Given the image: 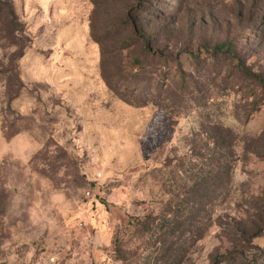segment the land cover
Wrapping results in <instances>:
<instances>
[{
    "label": "rangeland",
    "instance_id": "obj_1",
    "mask_svg": "<svg viewBox=\"0 0 264 264\" xmlns=\"http://www.w3.org/2000/svg\"><path fill=\"white\" fill-rule=\"evenodd\" d=\"M0 264H264V0H0Z\"/></svg>",
    "mask_w": 264,
    "mask_h": 264
},
{
    "label": "trees",
    "instance_id": "obj_2",
    "mask_svg": "<svg viewBox=\"0 0 264 264\" xmlns=\"http://www.w3.org/2000/svg\"><path fill=\"white\" fill-rule=\"evenodd\" d=\"M221 48V45H219V46H217V49H220ZM138 62H140L139 60H138ZM139 64H141V63H139ZM139 64H137V66H139ZM209 174H210V172H209ZM209 174H208V179H209ZM216 177H217V175H216ZM208 179L206 180V179H204L205 181L204 182H206V184H208L209 182L211 183L212 181H208Z\"/></svg>",
    "mask_w": 264,
    "mask_h": 264
}]
</instances>
